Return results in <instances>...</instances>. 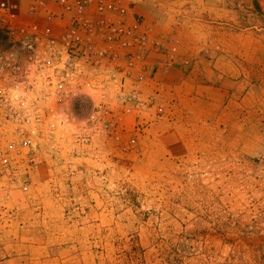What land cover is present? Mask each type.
Instances as JSON below:
<instances>
[{"label":"rangeland","instance_id":"1","mask_svg":"<svg viewBox=\"0 0 264 264\" xmlns=\"http://www.w3.org/2000/svg\"><path fill=\"white\" fill-rule=\"evenodd\" d=\"M232 2L228 13L245 16L233 29L246 32L232 45L250 53L179 52L188 74L165 82L164 120L149 124L145 107L139 132L86 142L60 133L57 149L34 151L24 180L0 182V264H264V97L251 92L249 111L233 108L228 78L264 62L253 52L264 48V10ZM71 120L78 129L81 117Z\"/></svg>","mask_w":264,"mask_h":264},{"label":"built area","instance_id":"2","mask_svg":"<svg viewBox=\"0 0 264 264\" xmlns=\"http://www.w3.org/2000/svg\"><path fill=\"white\" fill-rule=\"evenodd\" d=\"M148 2L161 4L0 0L1 183L21 181L34 151L57 149L60 133L86 142L97 132H139L145 107L152 108L149 124L167 117L172 99L151 57L166 52L170 64L178 62L177 34L158 33L137 10ZM74 115L81 117L76 130ZM132 115L139 119L129 129Z\"/></svg>","mask_w":264,"mask_h":264},{"label":"crops","instance_id":"3","mask_svg":"<svg viewBox=\"0 0 264 264\" xmlns=\"http://www.w3.org/2000/svg\"><path fill=\"white\" fill-rule=\"evenodd\" d=\"M161 4L155 5L151 2L140 4L137 10L144 14L155 26L158 33L166 34L174 32L177 34L176 39L180 54H197L208 52L213 55L218 54H249L250 46L232 45L233 39L236 36L242 37L246 33L245 30L234 31L232 22H235V17L244 19V13L229 14L230 8L227 5L232 4V0H159ZM262 9L264 10V0H260ZM188 3V4H186ZM198 4V6H197ZM227 7V8H224ZM180 9V10H179ZM227 10L226 14L220 15L225 19H217L219 12ZM207 11V15L201 11ZM231 10V9H230ZM183 16L179 17V14ZM226 12V11H225ZM179 13V14H178ZM223 13V12H222ZM180 19V21H178ZM237 22V21H236ZM179 24V25H177ZM235 35V36H234ZM221 38H225V44H222ZM257 54H264L263 47H257ZM161 55V60L157 56ZM158 63V74L164 77L165 82H170V78H176L179 82L184 83L187 76V70L181 67V58L174 65L170 64L169 56L166 52L155 53L151 57ZM244 57L242 63L244 64ZM214 60L212 58L211 62ZM258 68L254 70H237L229 74L228 78L231 81L232 107L242 111H249V102L247 97L251 92H257L264 97V62L257 59ZM219 70H215L210 74V81L214 85L218 82V77L221 76ZM227 73V72H225ZM193 86H204V74L196 71L193 75ZM231 77V79H230ZM171 83V82H170ZM214 88V86H212ZM196 90V89H195ZM258 98V105L263 103ZM260 107V106H259Z\"/></svg>","mask_w":264,"mask_h":264}]
</instances>
